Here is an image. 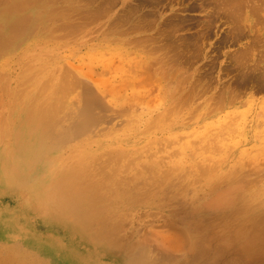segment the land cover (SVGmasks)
<instances>
[{
  "label": "rangeland",
  "instance_id": "rangeland-1",
  "mask_svg": "<svg viewBox=\"0 0 264 264\" xmlns=\"http://www.w3.org/2000/svg\"><path fill=\"white\" fill-rule=\"evenodd\" d=\"M0 43L3 122L52 129L0 264H264V0H0Z\"/></svg>",
  "mask_w": 264,
  "mask_h": 264
},
{
  "label": "bare ground",
  "instance_id": "bare-ground-1",
  "mask_svg": "<svg viewBox=\"0 0 264 264\" xmlns=\"http://www.w3.org/2000/svg\"><path fill=\"white\" fill-rule=\"evenodd\" d=\"M234 1V0H233ZM239 1V0H238ZM242 1V0H241ZM247 1V0H246ZM250 1V0H249ZM220 2V1H219ZM230 2H231V0H230ZM223 3H224V0H223ZM227 3V2H226ZM233 3V2H232ZM234 3H236V2H234ZM246 3V2H245ZM236 6H242V5H236ZM238 7V8H239ZM30 17V16H29ZM32 18V17H31ZM37 18H39V17H37ZM29 23H28V21H27V19L26 20H23L22 22H19L18 23V28H17V26H16V31L14 30L13 31V34L12 35H14V34H18V32L22 29V28H26L27 27V25H28ZM14 27H15V25H13ZM20 28V29H19ZM19 29V30H18ZM12 30H13V27H12ZM24 30V29H23ZM15 32V33H14ZM17 32V33H16ZM21 32H23V31H20L19 32V34L21 33ZM9 34V33H8ZM5 36H7L6 34H4ZM18 36V35H17ZM16 36V37H17ZM15 37V36H14ZM14 37H12L13 39H14ZM9 38H11V36L9 37ZM13 39H10V40H12L13 41ZM7 43H6V42ZM11 41V42H12ZM3 42V41H2ZM4 42L6 43H4L5 45H4V47H6L7 45L9 46L10 44H8V42H10L9 41V39L8 40H4ZM15 43V42H14ZM1 44V43H0ZM13 45V44H12ZM12 45H10V46H12ZM15 45V44H14ZM2 46V47H1ZM0 46V49H1V51L4 49L3 48V45H1ZM10 46L9 47H7V48H10ZM18 46V45H17ZM5 50V49H4ZM16 50V49H15ZM3 53V52H2ZM7 53V52H6ZM47 69V68H46ZM52 76V75H51ZM47 78H49V77H47ZM51 78V77H50ZM53 78V77H52ZM2 95V94H1ZM5 96V95H4ZM6 97H7V94H6ZM21 97V96H20ZM2 99H3V97H1ZM0 101H2V100H0ZM19 102H21V100L19 101ZM2 103H3V101H2ZM34 104V103H33ZM0 106H1V104H0ZM23 106V105H22ZM42 107V106H41ZM50 107V106H49ZM12 108H13V106H12ZM28 108H32V107H28ZM35 108V107H34ZM45 109V108H44ZM49 109V108H48ZM52 109H53V107H52ZM10 110V109H9ZM30 109H28V111H29ZM32 110V109H31ZM50 110V109H49ZM54 112H55V110H53ZM41 112V111H40ZM51 112V111H50ZM10 114H11V112H9ZM29 113V112H28ZM45 112H43V114H42V116L43 115H45L44 114ZM55 113H58V112H55ZM10 114H7V116L8 117H10L9 115ZM16 114H20V113H17V110H16V108L14 107V110H13V114H12V118H13V122H16L17 121V119H16V117H15V115ZM40 114V113H39ZM25 115V118H26V122L23 124V125H20L19 127L16 125V126H14V128L13 129H9V127L7 126L9 123H7V124H5L6 122H3V120L6 118V116H3V114L2 115H0L1 116V119H2V121L0 122V146H1V144L4 142V141H6V143H7V145H9V143L11 144V145H13V147H14V151L13 152H9V154H10V156H13V158L14 159H16L18 162H16L17 164H15V163H13V161L12 162H6V161H1V163H0V175H1V177H0V179H2V174L3 173H6V178L7 179H9L11 182L12 181H14L12 178L13 177H10V172H16V176H14V178H15V181H22V179H25L26 177H32V178H35L34 177V173H35V171H36V169L38 168V163L40 162V160H38V155H43V154H48L49 153V147L45 144V137H47V135L45 136V132L47 131L46 129H44V126L45 127H47V128H50L51 129V127H48V126H46L44 123H46L45 121H44V116H43V118L42 117H39V116H36L35 114H32L31 113V111H30V114H24ZM51 115V114H50ZM3 117H5L4 119H3ZM54 118V117H53ZM43 119V120H42ZM46 120V119H45ZM4 121H6V119L4 120ZM51 121H54V119H52ZM44 122V123H43ZM1 123H3V125H1ZM47 124H48V122H47ZM6 125V126H5ZM87 125V124H86ZM3 127V129H2V127ZM84 127H85V125H84ZM46 130V131H45ZM52 130V129H51ZM48 132V131H47ZM51 132V131H50ZM50 132H48V134H50ZM73 135V134H72ZM74 136V135H73ZM72 136V137H73ZM68 137V136H67ZM69 138H70V136H69ZM64 139V138H63ZM67 141V140H66ZM5 154L3 153V152H0V157L1 156H4ZM93 159V158H92ZM68 164H69V162H68ZM72 166V165H71ZM144 169H146V167L144 168ZM102 172V171H101ZM74 173V172H73ZM106 173V172H105ZM56 174V173H55ZM72 174V173H71ZM66 174V179L68 180V182H71V181H73L72 179H78L79 180V178L80 177H78V175H77V171H75V175L74 174ZM8 175V176H7ZM58 175V174H57ZM56 175V176H57ZM71 175V176H70ZM74 175V176H73ZM100 175V174H99ZM55 176V177H56ZM84 176V175H83ZM86 176V175H85ZM74 177V178H73ZM3 178H5V177H3ZM108 178H110V177H108ZM81 179H82V177H81ZM80 179V180H81ZM88 179V178H87ZM87 179H84V180H87ZM83 180V179H82ZM89 180H87V182H88ZM67 182V181H66ZM76 183H77V181H75ZM75 182L73 181V183L75 184ZM93 182V181H92ZM84 183H86V181H84L83 182V185H84ZM47 185V182H43V184H41L40 186H37V187H42V186H44V185ZM54 184V183H53ZM53 184H51V185H53ZM88 184H90V182H88ZM92 184V183H91ZM71 185V184H70ZM73 185V184H72ZM80 185H82L81 183H80ZM82 185V186H83ZM85 185H87V184H85ZM75 187V186H74ZM78 187V186H77ZM81 187V186H80ZM84 187H86V186H84ZM47 188H49L48 186H47ZM101 188V187H100ZM109 188V187H108ZM107 188V189H108ZM17 189V188H16ZM33 189V188H32ZM77 189V188H76ZM85 189H87L88 190V188H85ZM99 189V188H98ZM110 189V188H109ZM36 190L38 191V192H36ZM82 190V189H81ZM95 190H97V189H95ZM34 191V193L36 192L37 194H36V196L37 195H40V190H38V189H35V190H33ZM75 192H76V190H74ZM74 191L72 192H70L69 191V195H68V197H66V198H69V197H72L73 195H74ZM78 191V190H77ZM83 191H85V190H83ZM99 190H97L96 192H98ZM108 192H109V190H107ZM95 192V191H94ZM95 192V194H97ZM228 192V191H227ZM79 193H81L80 191H79ZM94 194V196H96ZM226 194V193H225ZM75 195H76V193H75ZM78 195V194H77ZM224 195V194H223ZM107 196V195H106ZM105 196V197H106ZM77 197V196H76ZM79 197V196H78ZM83 198V197H82ZM82 198H80V199H78V200H80L81 201V199ZM94 198V197H93ZM227 198V197H226ZM225 198V199H226ZM84 199H85V197H84ZM92 199V198H91ZM103 199V197L101 198V200ZM133 199V198H132ZM224 199V200H225ZM39 200V199H38ZM41 200V199H40ZM100 200V199H99ZM223 200V201H224ZM64 201V200H63ZM84 201V200H83ZM229 201V200H228ZM78 202V201H77ZM134 202V201H133ZM223 203H225L226 204V202H223ZM69 204H72L71 202H66V203H62V207H63V209L66 207V209H67V206L69 205ZM228 204H232L233 205V202L232 203H228ZM77 205H78V203H77ZM69 207V206H68ZM94 207V206H93ZM225 207H227V206H225ZM230 207V206H229ZM245 207V206H244ZM71 208V207H70ZM262 209V208H261ZM93 210H95V209H93ZM97 210V209H96ZM91 213H92V211H90ZM88 213V212H87ZM88 215H90V216H88V217H91V214H88ZM95 215V214H94ZM93 215V216H94ZM98 216V215H97ZM260 222H261V220H259ZM257 222V221H256ZM256 222H255V225L256 226H258L257 224H256ZM259 222V223H260ZM263 223H264V221H262ZM261 222V223H262ZM260 223V224H261ZM263 225V224H262ZM261 226V225H260ZM5 227V226H4ZM259 227V226H258ZM257 227V228H258ZM5 228H7V230L8 231H11V233L10 234H12L13 232H15L14 230L15 229H13V228H9V227H5ZM5 228H1V230H2V232L3 231H5ZM257 228H255V229H257ZM1 230H0V232H1ZM261 230V229H260ZM7 231V232H8ZM262 231V230H261ZM260 231V232H261ZM1 232V233H2ZM259 232V233H260ZM16 233V232H15ZM258 233V232H257ZM2 234H4V232L2 233ZM254 234V233H253ZM244 235H246V234H244ZM258 236V235H257ZM4 237V236H3ZM256 238V237H255ZM28 239V238H27ZM254 239V238H253ZM257 241V240H256ZM53 251V249L52 248H49V252H47L46 254H49V256H51L52 255V252ZM52 257V256H51ZM141 260H143V259H141Z\"/></svg>",
  "mask_w": 264,
  "mask_h": 264
}]
</instances>
